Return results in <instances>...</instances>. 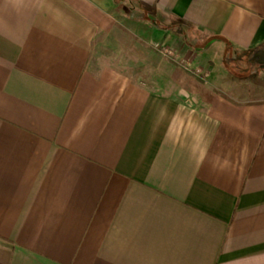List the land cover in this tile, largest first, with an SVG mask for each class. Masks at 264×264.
Segmentation results:
<instances>
[{
    "label": "crops",
    "instance_id": "0c3cea01",
    "mask_svg": "<svg viewBox=\"0 0 264 264\" xmlns=\"http://www.w3.org/2000/svg\"><path fill=\"white\" fill-rule=\"evenodd\" d=\"M124 10L175 94L89 67ZM0 264H264V0H0Z\"/></svg>",
    "mask_w": 264,
    "mask_h": 264
},
{
    "label": "rangeland",
    "instance_id": "374dc122",
    "mask_svg": "<svg viewBox=\"0 0 264 264\" xmlns=\"http://www.w3.org/2000/svg\"><path fill=\"white\" fill-rule=\"evenodd\" d=\"M151 26L131 11L112 12L110 29L99 33L94 40L89 67L96 71L118 70L137 82L155 89L166 87L171 95L175 94L180 70L191 74L193 70L176 65L165 49L150 41Z\"/></svg>",
    "mask_w": 264,
    "mask_h": 264
}]
</instances>
